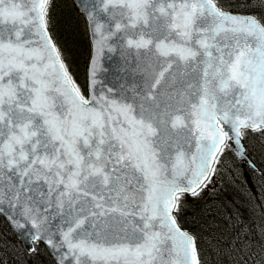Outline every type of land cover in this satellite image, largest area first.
Here are the masks:
<instances>
[{
	"label": "snow or ice",
	"instance_id": "obj_1",
	"mask_svg": "<svg viewBox=\"0 0 264 264\" xmlns=\"http://www.w3.org/2000/svg\"><path fill=\"white\" fill-rule=\"evenodd\" d=\"M249 173L264 0H0V264H264Z\"/></svg>",
	"mask_w": 264,
	"mask_h": 264
},
{
	"label": "rangeland",
	"instance_id": "obj_2",
	"mask_svg": "<svg viewBox=\"0 0 264 264\" xmlns=\"http://www.w3.org/2000/svg\"><path fill=\"white\" fill-rule=\"evenodd\" d=\"M254 156H256L257 162H259V153H254ZM259 182L258 179H255L254 188H249L245 183L243 187L237 185L238 191L233 190L235 197L238 195L237 200H243L242 205L237 204L234 205V207L243 213L244 217L252 223L253 228H255L260 223L262 217H264V208L260 206L261 202L264 201V187H261ZM230 191H232V189H230Z\"/></svg>",
	"mask_w": 264,
	"mask_h": 264
},
{
	"label": "trees",
	"instance_id": "obj_3",
	"mask_svg": "<svg viewBox=\"0 0 264 264\" xmlns=\"http://www.w3.org/2000/svg\"><path fill=\"white\" fill-rule=\"evenodd\" d=\"M255 179H257V176H254L251 173L248 174L246 184L248 185L249 188H251V187L254 188L255 187V184H254ZM259 184L261 185V182H259ZM230 193H231V199L234 201V205H237V204L242 205V203H243L242 201L243 200L242 201H241V199L237 200L238 195L235 197V193H234L233 190L230 191Z\"/></svg>",
	"mask_w": 264,
	"mask_h": 264
},
{
	"label": "bare ground",
	"instance_id": "obj_4",
	"mask_svg": "<svg viewBox=\"0 0 264 264\" xmlns=\"http://www.w3.org/2000/svg\"><path fill=\"white\" fill-rule=\"evenodd\" d=\"M252 180V179H251ZM263 190H264V188H263Z\"/></svg>",
	"mask_w": 264,
	"mask_h": 264
}]
</instances>
